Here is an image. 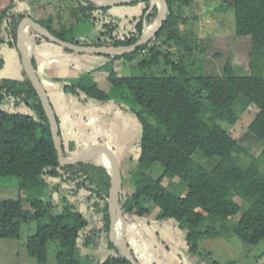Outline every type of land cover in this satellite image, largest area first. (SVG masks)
<instances>
[{
	"label": "trees",
	"instance_id": "trees-1",
	"mask_svg": "<svg viewBox=\"0 0 264 264\" xmlns=\"http://www.w3.org/2000/svg\"><path fill=\"white\" fill-rule=\"evenodd\" d=\"M12 1L1 12L7 34L0 38V70L4 66L2 48L19 52L16 29L25 14L15 11L16 2L21 0ZM165 1V19L147 42L130 53L95 55L112 62L143 53L145 56L137 63L140 68H168L161 74L138 76H118L113 70L103 69L108 83L124 87L139 107L128 110L138 122L139 134L134 142L137 161L127 187L120 170L118 200L125 221V240L138 264L142 261L133 254L126 232L133 222L148 224L146 219L153 209L156 221L170 220L185 231L187 252L192 254L203 237L236 236L249 244L264 238V0L230 1L234 35L249 36L251 40L248 74L237 72L229 61L219 73L192 74L180 61L171 59V52L163 46L174 39L177 29L173 26L172 0ZM136 3H142V7L137 15L132 14L137 20L135 31L115 39L111 21L103 24L112 38L106 46L134 43L142 32L143 21H154L157 7L148 11L149 0L129 5ZM9 8L12 12L7 14ZM72 8L81 15L75 18L77 21L95 20L92 9L105 12L110 7L74 0ZM25 37L34 42L48 41L32 28ZM91 45L105 46L98 41ZM60 86L82 109L90 103L112 102L94 81H61ZM251 108L254 111L247 134L262 148L257 156L249 155L250 161L245 164L241 155L248 153L226 126L236 124L240 114L251 112ZM59 135L62 154H75L74 141L64 144L60 126ZM87 151L84 148L80 153ZM195 153L218 161L207 169L194 160ZM157 167L160 172L154 177ZM0 178H14L7 185H14L17 191L16 199H0V241L18 238L22 224L37 221L25 243L28 255L37 264L46 263L51 243L56 247L55 264H131L110 235V171L105 164L93 161L59 165L47 115L23 66L20 78L0 76ZM164 178L168 179L167 185L162 182ZM23 202L28 203L27 207ZM233 216L237 218L230 221Z\"/></svg>",
	"mask_w": 264,
	"mask_h": 264
},
{
	"label": "rangeland",
	"instance_id": "rangeland-1",
	"mask_svg": "<svg viewBox=\"0 0 264 264\" xmlns=\"http://www.w3.org/2000/svg\"><path fill=\"white\" fill-rule=\"evenodd\" d=\"M8 1L11 3V0ZM230 1L172 0V12L175 17L173 26L176 27L177 33L169 44L163 46L165 51L171 52V59L180 61L192 74L219 73L226 61H229L237 72L248 74L250 72L251 40L249 36L238 37L234 35V18L230 10ZM69 3V0H29L24 5L27 8L26 11L34 19L54 33L60 34L64 41L81 46H91L97 41L105 46L110 45L112 38L103 26L110 21L113 27L111 34L115 39L123 38L129 32H134V25L137 20L132 19V14L137 15L142 7V3H136L135 5H114L105 12L92 9L91 12L96 17L95 20L80 18L75 21V18L81 17V15ZM33 6L35 9H32ZM11 10L9 8L6 13L9 14L12 12ZM57 19L60 22H57ZM47 21H51V23ZM2 22L4 23V21ZM153 22L146 24L144 21V28L149 27ZM5 36L6 32L0 22V38ZM48 41L42 42L48 43ZM57 46L59 47V45ZM63 48L60 49L63 51V55L68 58V62L70 61V69H65L63 74L57 77L58 72L51 69L50 76L47 78L40 75L41 83L49 91V87L44 83L46 81L55 82L58 85L61 81L78 82L85 81V79L94 81L110 96L112 102L94 104L93 107H98L103 115L111 106L122 110L126 119L124 133L119 129L118 124H112L108 130L114 137H119V144L114 141L115 146L112 144V150L107 151L105 142L108 140L106 135L104 137L105 132L100 127L94 128L93 124V128L98 131L94 134L93 132L92 134L89 132L85 134L82 131L79 134L82 136V141L77 142L75 154H80L85 147L89 151L96 149L109 153L116 160L118 159L120 170L127 179V187L132 182V173L137 161V148L134 146V142L139 134L137 119L128 110L129 108L138 110L139 107L124 87L111 86L106 80L107 73L98 71L107 68L115 71L118 76H138L150 73L161 74L164 70L168 71V68L162 65L140 68L137 63L145 56L143 53L136 54L133 59L120 57L108 62L103 57L97 60V56L93 54L78 53ZM82 58L96 59V61L84 62ZM9 62L5 69L0 70V76L20 78L23 64L14 51ZM53 64L54 62L51 63V65ZM60 90L62 91V88ZM50 99L53 101L52 96ZM89 106L92 105L89 104ZM96 109L93 111L95 114L98 113ZM250 111L240 114L236 124L226 126L240 140L242 147L247 151V155H241V161L245 164L250 161L249 155L257 156L262 148V144L256 138L247 134V126L252 118L253 108ZM150 121L154 123L153 119ZM96 139H100V141ZM64 144H67V138L64 139ZM193 158L207 169L218 161L215 157L206 159L199 153H195ZM156 169L153 173L154 177L158 176L160 172V168L157 167ZM11 180L14 178H0V199L17 198L16 187L12 184L7 185ZM173 180L176 181V178ZM162 182L167 185L168 179L164 178ZM126 187L124 191H126ZM27 205V202H23V207H27ZM155 212L156 209H153L146 219L148 224L133 222L128 226L126 232L133 254L141 259L142 264H264V238L256 244H249L236 236L228 238L203 237L198 241L197 252L192 254L187 252V245L183 238L185 231L175 226L170 220L162 223L156 221ZM236 218L237 216H233L229 219L233 221ZM37 224V221L24 223L18 238H6L0 241V264H37L36 260L28 255L25 245L27 237L34 233ZM55 252L56 247L51 243L45 264H55Z\"/></svg>",
	"mask_w": 264,
	"mask_h": 264
},
{
	"label": "water",
	"instance_id": "water-1",
	"mask_svg": "<svg viewBox=\"0 0 264 264\" xmlns=\"http://www.w3.org/2000/svg\"><path fill=\"white\" fill-rule=\"evenodd\" d=\"M96 6L111 7L114 5L129 4L135 1L142 0H89ZM161 2V6L158 4ZM157 7V15L154 22L149 26L145 27L143 21V28L139 38L132 44L121 47L112 46H81L75 43L64 41L57 36L53 35L47 28L43 27L38 22L34 21L29 16H23L16 29L17 45L20 50L21 60L24 71L35 89L39 100L45 110L50 125L51 136L53 144L57 153V159L59 165L76 164L79 162L93 161L96 163L105 164L110 171V175L113 181L112 197H111V209H110V235L114 246L121 252L122 256L127 259L131 264H138L132 255L127 242L125 240V221L121 216V210L119 207V192L121 189V172L116 159L109 153L100 150H90L84 153L64 156L62 154V141L59 135V126L55 116V112L47 96V93L39 79L35 68L32 63L33 47L32 43L25 37V31L28 28H32L38 34L44 36L49 41L64 47L68 50L93 55H122L130 53L143 43L147 42L157 31L160 23L165 19L167 11V3L165 0H150V6L148 11L153 7ZM147 11V12H148ZM119 215V217H117ZM120 221L119 236L115 228V222Z\"/></svg>",
	"mask_w": 264,
	"mask_h": 264
},
{
	"label": "crops",
	"instance_id": "crops-1",
	"mask_svg": "<svg viewBox=\"0 0 264 264\" xmlns=\"http://www.w3.org/2000/svg\"><path fill=\"white\" fill-rule=\"evenodd\" d=\"M29 0H21L16 2V10L19 12H23L25 16L31 17L34 21L38 20L34 19L29 12L26 11L27 8H25L24 3H27ZM11 2V1H10ZM15 0L12 1L14 3ZM69 4L74 6V0H69ZM8 0H0V11L2 12L7 5H9ZM48 4L51 5L50 2ZM53 6V5H52ZM32 9H35L33 6ZM38 14V12H37ZM59 20H62V18H59ZM57 19V22L59 21ZM1 19V13H0V22L3 24V29L5 30V26ZM60 22V21H59ZM29 31V28L25 31V34H27ZM6 32V30H5ZM7 34V33H6ZM3 38H6L3 37ZM29 41L32 43L33 47V57H32V63L39 75H42L43 77L50 76V70L53 69L54 72H58L57 76H61L63 74V71L70 69V61L68 62V58L63 55V51L53 42L45 43V42H34L33 38L29 39ZM34 42V43H33ZM19 49V48H18ZM15 52L18 54L20 60H21V54L20 50L19 52L16 49L13 48H2L1 53L4 59V66L3 69H5L8 64L10 63L9 60H11V54L12 52ZM84 62H87L91 60V62L96 61V59H89L88 58H82ZM97 60H100L97 57ZM14 61V60H13ZM54 62L53 65L51 63ZM98 72H106V70L101 69ZM47 87H49V91L46 90L45 86L43 85L47 96L50 100V103L53 107V110L59 120V126L62 130L63 137L67 138V142L69 140L74 141L75 148H77V142L82 141V136L79 135L82 133V131L86 134L89 132L90 134H93L98 131L97 129H94L95 127H100L104 132V137L106 135V139L108 142H105V148L108 150H112L113 142H117L119 144L120 139L119 137L116 138L110 133L109 127L112 124H118L119 129L124 133L126 128L125 123V115L122 112L120 108H113V106L109 107L106 114L103 115L100 113L98 107L96 111L98 112L95 114L94 111V103H90L92 106H88L85 109L79 108L74 100L72 99V96L65 94L63 91L60 90V85L56 84L55 82H44ZM51 96L53 97V101L50 99ZM70 110V111H69ZM66 115V116H64ZM98 115V116H97ZM106 119V122L104 121ZM121 121V122H120ZM103 123V124H102ZM105 123V124H104ZM94 124V128H93ZM92 128V129H91ZM90 130V131H88ZM94 130V131H93ZM64 138V139H65ZM97 141H100V139H96ZM95 141V140H94ZM113 144V145H112ZM87 146V145H86ZM86 148V147H85ZM96 150V149H94Z\"/></svg>",
	"mask_w": 264,
	"mask_h": 264
},
{
	"label": "bare ground",
	"instance_id": "bare-ground-1",
	"mask_svg": "<svg viewBox=\"0 0 264 264\" xmlns=\"http://www.w3.org/2000/svg\"><path fill=\"white\" fill-rule=\"evenodd\" d=\"M158 4L161 6V2L158 1ZM115 228L117 231V236H119V230H120V221L115 222Z\"/></svg>",
	"mask_w": 264,
	"mask_h": 264
}]
</instances>
